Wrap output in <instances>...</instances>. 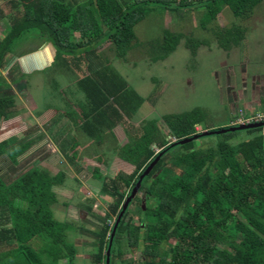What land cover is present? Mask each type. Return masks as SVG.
Returning <instances> with one entry per match:
<instances>
[{
	"label": "trees",
	"instance_id": "16d2710c",
	"mask_svg": "<svg viewBox=\"0 0 264 264\" xmlns=\"http://www.w3.org/2000/svg\"><path fill=\"white\" fill-rule=\"evenodd\" d=\"M3 1L18 12L21 10V14L17 12L8 34L0 40V67L22 34L34 32L35 37L51 44L56 49L54 64L66 60L65 66H74L81 74L77 84L86 96L87 106L80 127L98 143L105 132H111L117 140L114 129L130 125L128 120L139 113L147 100L97 52L102 43L110 40L115 57L125 61L135 46L142 45L135 27L155 5L164 12L178 13L198 12L202 8L199 27L209 30L225 7L236 18L246 20L263 2ZM75 32L81 34V41L72 39ZM212 32L225 51L244 46L246 29L241 25L218 27ZM183 40L194 57L199 47L207 44L165 29L162 40L151 48V59L166 60ZM15 73L11 75L13 82L24 75L17 69ZM0 84L4 85L0 86V158L16 161L34 142L18 138V123L11 122L18 111L16 96L8 82ZM161 120L165 127L158 120H145L132 127L135 134L130 131L131 135H126L128 140L118 154L133 167L132 173L116 171L115 177H111L100 166L93 170L94 179L102 183V193L112 199L109 211L100 219L101 228L94 233L93 264H106L112 229L124 203L159 155V162L142 181L138 193L142 194L141 199L137 196L132 200L118 226L111 264H264V128L226 132L216 135L220 136L217 143L196 147L195 141L178 144L202 135L205 130L212 131L207 128L197 132L196 126L203 119L195 111L165 115ZM242 132L246 134L241 135ZM65 179V171L54 175L45 167H31L10 180L0 173V264H5V260L7 264H75L77 248L67 235L74 225L58 221L53 211L59 203L56 188ZM133 205L137 221L131 216ZM125 245L130 252L139 251V258L124 259ZM38 248L40 252L36 251Z\"/></svg>",
	"mask_w": 264,
	"mask_h": 264
},
{
	"label": "rangeland",
	"instance_id": "374dc122",
	"mask_svg": "<svg viewBox=\"0 0 264 264\" xmlns=\"http://www.w3.org/2000/svg\"><path fill=\"white\" fill-rule=\"evenodd\" d=\"M82 1L85 0H77V3L80 4ZM0 9L2 40L13 19L21 14V10L18 12L3 0H0ZM202 11L201 8L198 12L188 10L182 13L164 12L155 5L135 27L138 42L142 45L135 46L125 61L115 57L114 46L110 40L97 48V52L111 62L129 86L147 99L140 113L133 117L134 120H130L131 122L141 125L145 120H158L160 125L165 127L161 124L163 116L195 111L196 115L203 119L196 128L201 130L209 128L213 131L224 128L231 120L239 117L241 111L254 114L259 108L264 107L256 105L252 110L245 105L247 100L253 99L256 89L255 77L260 76L264 68V52L260 38L264 34V0L255 9L253 16L246 20L236 18L225 7L219 14L217 22L209 26V30L199 27ZM2 16L4 18H1ZM235 24L246 29L244 46L225 51L218 46L212 29L218 27L224 29ZM165 29L190 36L195 41H205L207 44L200 46L194 57L183 40L166 60L153 62L151 48L162 40ZM72 39L81 41V34L73 33ZM78 52L75 54L78 55ZM33 53L37 54L23 59ZM54 56L55 50L49 43L35 37L34 32L25 33L17 38L12 52L5 59L4 66L0 67V81L11 84V91L16 96L18 111L11 122L20 124L15 126L16 130H20L17 136L20 141L34 142L26 154L16 161L10 157L0 158V173L5 180H10L31 167H45L54 175L65 171L64 184L56 188L59 203L53 207L54 215L60 222L73 223L74 228L67 235L68 240L77 248L76 259L80 261L83 259V264H93V250L96 244L94 233L101 228L100 219L109 211V203L112 202L109 196L102 193V183L93 177L92 169L98 157L94 153L106 152L105 158L109 168H103V172L107 176L116 175V171L130 174L133 170L119 168L124 162H121L122 158L118 151L124 141L117 143L112 134L107 136L106 133L103 134V138L101 137L103 145L100 147L91 142L85 133L82 132L80 137L77 133L74 134V144L82 146L77 149L78 154H83L90 160L86 169L78 172L73 163L68 164L67 161L59 159L52 143L49 139H44L52 134V126L49 125L52 117L54 121L63 119L59 122L61 125L66 120L64 115L70 114L73 120L79 119L87 106L86 96L77 84L81 74L74 66H65L66 60L61 59L57 64H53L54 60L43 71L32 73L23 72L20 66L21 61L25 67L43 65L51 62ZM16 69L22 71L24 80L21 77L16 82L11 80V75L16 74ZM42 122H46L45 129L49 130L46 135L38 126V123ZM55 125V130L60 133L62 125L60 129L57 122ZM63 132L66 133V130ZM132 134H135V130ZM245 134L246 132L241 133ZM219 139L220 136L215 135L195 140L194 143L196 147H207L217 143ZM70 141L71 137L67 139L68 143ZM137 196L141 199L142 194ZM131 216H134V221L139 218L135 205L131 207ZM31 245L35 249L34 244ZM124 250L126 253L124 259L139 258V251L130 252L127 245L124 246ZM36 251L41 250L38 248ZM41 256L47 260L46 255ZM86 258L89 260H84ZM3 262L7 264L6 260Z\"/></svg>",
	"mask_w": 264,
	"mask_h": 264
},
{
	"label": "crops",
	"instance_id": "0c3cea01",
	"mask_svg": "<svg viewBox=\"0 0 264 264\" xmlns=\"http://www.w3.org/2000/svg\"><path fill=\"white\" fill-rule=\"evenodd\" d=\"M86 1V0H85ZM85 1H82V2H85ZM9 31V30H8ZM8 31L7 33L4 34L3 38L8 34ZM2 38V39H3ZM261 38V43H262V51L264 52V34L260 36ZM1 40V39H0ZM51 45V44H50ZM52 46V45H51ZM53 47V46H52ZM54 48V47H53ZM55 50V56L53 57L52 61L51 62H47L43 65H45V68L50 66L54 60H55V57H56V49L54 48ZM51 51V50H50ZM42 53V52H40ZM52 53V51H51ZM42 56H43V53H42ZM31 57V56H30ZM54 64V63H53ZM23 72H25L26 70L23 69V66L20 65ZM43 71V70H42ZM34 72V71H33ZM20 73H22V71L20 70ZM26 73V72H25ZM11 85V84H10ZM11 88H12V85H11ZM254 88H256L254 90V94H253V99H249L245 102V105H247L249 107V109H252L257 105V106H264V68L262 69V72L260 74V76H256L255 77V83H254ZM256 91H259V95H260V100L256 98L257 94ZM257 99V100H256ZM250 101V102H249ZM17 103V102H16ZM261 106V107H262ZM264 108V107H262ZM262 108H259V110H257L256 112H259V111H262L264 109ZM142 109V107H141ZM140 109V110H141ZM140 110H139V113H140ZM138 113V114H139ZM64 115V114H63ZM66 116V120H65V123H62V131L59 133L57 132V130H55V122L58 123V128L60 129L61 125L59 124L60 120L62 121L63 119L60 118V120L56 119L54 121L53 117L51 118V122H50V126L51 127V131H52V134L49 136L47 135L44 139H49L50 143H52V147H54V152H56L55 154H57L58 158L59 159H62L64 161H67L68 164L70 163H73L74 166H76V170L77 172L80 171V170H83V169H86V165L90 164L89 163V159L85 158L86 156L83 155V154H78L77 152V149H80L82 148V146L80 145H75L74 144V139L73 137L75 136L74 134L77 133V135L80 137V134L83 132V130L81 129V124H83V119H82V116L79 118V119H76V120H73V117L70 116V114H67V115H64ZM135 117V116H134ZM45 118V117H44ZM49 119V118H48ZM68 119V120H67ZM236 119V118H235ZM235 119L231 120L227 125H225L224 127L228 126V125H231V122L234 121ZM134 120V119H132ZM75 121H77L78 123H75ZM130 125H127V126H124L123 124L118 126L116 129H114V132H115V135H116V138L117 140L114 138V135L111 133V132H105V136H107L108 134L111 135L112 134V137L113 139L119 143V142H123L121 145L125 144V142L128 140V138H126V135L130 134V131L132 132L133 130V126L135 127V122H131L130 120H128ZM46 123V122H45ZM45 123H38V126L42 129V131L44 132V134L46 135V133L49 132V130L47 131L45 129ZM40 124V125H39ZM58 129V130H59ZM66 130V133L63 132V130ZM201 130L200 128H197V130ZM81 130V132H79ZM198 130V131H199ZM84 133V132H83ZM131 135V134H130ZM133 136V135H132ZM38 137V136H37ZM40 137H43V135H40ZM71 137V141L68 143L67 142V139ZM97 137V136H96ZM39 138V137H38ZM124 138H126L125 140H123ZM91 139V142H95V144L97 146H102L103 142L101 143H98L95 139ZM90 144V143H89ZM89 146V145H88ZM88 148V147H87ZM95 155H97L98 157L96 158L97 160L94 162V167L92 169V171L97 167V166H100L101 169L103 168H106L108 169L109 167H107V162H106V158H105V154L106 152H104L103 154H98V153H94ZM68 155H70L71 157L70 158H73L74 160H70L68 159ZM73 156V157H72ZM81 157H84L83 159ZM121 162H124L123 160H121ZM119 168L121 169H131L133 168L132 166H130L129 164L127 163H123L122 166H120ZM59 196V194H58ZM89 260V258H86L84 260ZM60 264H67L66 262H61ZM75 264H83V259L80 261L78 259L75 260Z\"/></svg>",
	"mask_w": 264,
	"mask_h": 264
},
{
	"label": "water",
	"instance_id": "95a60500",
	"mask_svg": "<svg viewBox=\"0 0 264 264\" xmlns=\"http://www.w3.org/2000/svg\"><path fill=\"white\" fill-rule=\"evenodd\" d=\"M35 54L37 53H33L31 55H27L26 57H24L23 59H28V57L30 58V56H35ZM21 65H22V61H21ZM23 69L26 70V73H32L33 71H41L45 69V65H32L30 67H25L24 65ZM258 128H264V123H257V124H250V125H245V126H237V127H230V128H224L221 130H214V131H205L202 135L199 136H194L192 138H188L185 140H182L180 142H178V144L180 145H185L188 143H191L195 140L200 139V137H207V136H211V135H219V134H224L226 132H237V131H246V130H251V129H258ZM161 158V155H159L148 167L147 169L144 171V173L140 176L139 181L137 182L136 186L134 187L132 193L130 194V196L128 197V199L126 200V202L124 203L123 209L119 215V217L116 220V223L112 229V234H111V238H110V242L108 245V250H107V256H106V264H111V250H112V245H113V240L115 237V234L117 232L118 226L126 212V210L128 209L130 203L132 202L133 199H135L139 193V190L141 188L142 185V181L143 179L148 176L154 169V167L157 165V163L159 162Z\"/></svg>",
	"mask_w": 264,
	"mask_h": 264
},
{
	"label": "built area",
	"instance_id": "2783aa9c",
	"mask_svg": "<svg viewBox=\"0 0 264 264\" xmlns=\"http://www.w3.org/2000/svg\"><path fill=\"white\" fill-rule=\"evenodd\" d=\"M257 123H264V111H259L254 114H246L244 111H241L240 116L231 122V126L237 127Z\"/></svg>",
	"mask_w": 264,
	"mask_h": 264
},
{
	"label": "flooded vegetation",
	"instance_id": "af4514ba",
	"mask_svg": "<svg viewBox=\"0 0 264 264\" xmlns=\"http://www.w3.org/2000/svg\"><path fill=\"white\" fill-rule=\"evenodd\" d=\"M22 80H24V79L22 78ZM255 94H257L256 98L260 100L259 91H256V93H255Z\"/></svg>",
	"mask_w": 264,
	"mask_h": 264
}]
</instances>
